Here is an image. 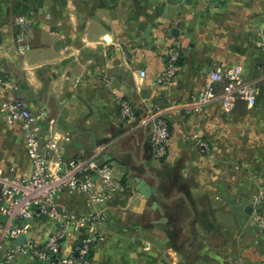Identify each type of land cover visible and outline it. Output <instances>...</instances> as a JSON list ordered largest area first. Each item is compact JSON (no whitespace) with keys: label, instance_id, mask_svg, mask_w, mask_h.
<instances>
[{"label":"crops","instance_id":"0c3cea01","mask_svg":"<svg viewBox=\"0 0 264 264\" xmlns=\"http://www.w3.org/2000/svg\"><path fill=\"white\" fill-rule=\"evenodd\" d=\"M21 14L34 20L23 54ZM172 48L180 70L161 81ZM237 66L257 87L253 106L238 99L226 108L219 87L190 113L175 107L189 103L211 70ZM16 99L45 112L43 142L54 137L66 158L98 154L128 186L100 205L80 191L60 193L59 216L13 220L26 239L42 243L67 215L98 210L106 218L93 264H264L255 220L264 191V0H0V170L23 176L32 162L22 123L8 124L3 109ZM121 99L135 110L134 128ZM152 104L162 105L172 131L162 161L144 123ZM137 179L151 186L150 197ZM77 243L69 233L63 253Z\"/></svg>","mask_w":264,"mask_h":264},{"label":"built area","instance_id":"2783aa9c","mask_svg":"<svg viewBox=\"0 0 264 264\" xmlns=\"http://www.w3.org/2000/svg\"><path fill=\"white\" fill-rule=\"evenodd\" d=\"M18 27L16 49L20 54L31 48L30 32L34 20L29 15H18L15 19ZM179 53L172 48L167 57L165 69L160 80H172L180 70ZM221 87L222 102L226 108L240 99L249 106L257 102V87L246 78L240 66L211 70L202 89L190 96L189 103H176L175 107L190 113L200 105L216 99ZM3 109L6 122L22 123L27 154L32 162L29 175L14 176L0 170V214L7 220L0 223V264H21L19 257L27 255L41 264H93L92 250L106 215L102 211L92 210L81 215H67L42 243L33 237H27L19 243L21 235L27 234L26 227L13 224V220L23 221L31 217H57L60 215L57 197L64 191H80L95 204L104 203L115 191L125 192L127 184L116 178L106 163L98 160V154L90 157H69L63 154L62 145L50 137L43 142L40 136V120L44 111L34 113L22 99L5 102ZM120 114L128 123L136 121V113L128 100H120ZM55 123V119H51ZM150 125L153 157L162 161L168 156L172 131L165 110L161 104H152L144 119ZM69 140V137H64ZM56 160L60 167L52 171L51 162ZM258 208L256 223L264 233V191L257 197ZM69 233L77 237L75 252L63 253L64 239Z\"/></svg>","mask_w":264,"mask_h":264},{"label":"water","instance_id":"95a60500","mask_svg":"<svg viewBox=\"0 0 264 264\" xmlns=\"http://www.w3.org/2000/svg\"><path fill=\"white\" fill-rule=\"evenodd\" d=\"M138 189L146 196L150 197L152 194L151 186L144 179H137ZM7 217L5 215H0V221L5 222ZM26 240V235H21L19 238L20 243H24Z\"/></svg>","mask_w":264,"mask_h":264}]
</instances>
